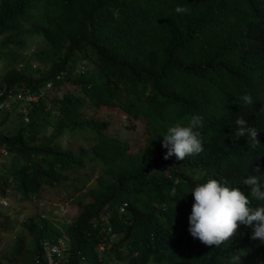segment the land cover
<instances>
[{"label":"trees","instance_id":"trees-1","mask_svg":"<svg viewBox=\"0 0 264 264\" xmlns=\"http://www.w3.org/2000/svg\"><path fill=\"white\" fill-rule=\"evenodd\" d=\"M116 1L119 3L115 4ZM213 1L172 3L156 14L143 7V0H0V146H6L9 152L7 156L0 154V193L4 195L10 188L12 194L20 198L34 196L39 203L37 199L42 196V190L55 188L83 162L99 160L108 165L95 184L99 198L110 196L115 207L124 200L128 203L121 216L111 219L118 230L127 226L128 247H137L135 215L149 205L152 207L143 229V239L152 243L153 250L141 249L140 253L132 255L111 246L104 250L105 258L114 255L123 261L118 264H178L184 261L195 264L194 243L185 235V227L189 225L183 219L182 208L169 206L162 210L161 206L153 204L155 200L161 202V198L149 193L151 185L160 187V194L163 188L172 187L174 181L170 176L177 177V185H182L185 191L190 174L183 176L180 171L189 170L191 166H178L174 174L168 173L174 160L163 158L167 149L163 152L161 141L155 135L145 138L146 145L140 151L126 152L128 142L107 134L105 129L109 121L91 115L90 111L109 105L134 116L150 115L149 122L154 127L151 114L161 111L163 88L176 84L172 75L164 74L185 61L193 65L195 56L205 62L203 46L219 47L222 42L217 17L210 11L209 3ZM178 5L189 11L176 13ZM182 31L184 34L180 35ZM136 32L142 33L144 39L131 52L137 53V58L153 55L158 60L148 69L141 66L120 68L128 39ZM263 45L264 36L255 50L243 51L241 81L235 88L238 94L244 89L251 93L258 85ZM82 64L86 68L83 71ZM234 67L235 60L230 70ZM48 80L52 82L51 87L44 94L40 93ZM69 85L80 91L67 88L59 94L62 87ZM33 93L39 94L36 100L27 98ZM138 93L148 96L141 99ZM224 101L225 98L219 99L218 95L211 100V114L202 128L206 140L217 131ZM65 136L74 140L79 137L81 142H71ZM91 206L80 204L75 220L59 222L61 227L39 214L38 223L26 218L18 222L33 232L34 251H41L37 241L40 235L64 232L70 238L68 247L72 262L78 259L79 250L90 261L93 256L96 258L95 245L100 241L99 230L87 234L90 213L97 215L95 207ZM170 212L174 229L163 232L166 225L163 213ZM7 218L9 215H2L0 209V226L6 227ZM158 231L161 244L155 251ZM16 236L13 253L9 256L3 253L11 264H20L16 254L24 248L23 237ZM230 246H203L205 259L201 264H233L235 259L229 252ZM254 256L243 255V259L250 260ZM94 262L91 260L90 264Z\"/></svg>","mask_w":264,"mask_h":264},{"label":"clouds","instance_id":"clouds-1","mask_svg":"<svg viewBox=\"0 0 264 264\" xmlns=\"http://www.w3.org/2000/svg\"><path fill=\"white\" fill-rule=\"evenodd\" d=\"M190 1L143 0V7L158 14L172 3ZM118 3L119 1L115 2V4ZM209 4L211 5L210 11L218 20V35L222 38L219 47L205 45L203 46V59H207L205 62L195 56L193 65L185 61L186 63L170 68L164 74L172 75L176 84L163 88L161 111L151 114L152 117L154 116V127L152 122H149L150 115L134 116L124 113L128 117L142 118L145 138L155 135L156 139L161 141L163 152L167 149L163 158L167 160L171 157L174 160L168 173L174 174L178 170V166L183 167L185 164L191 166L189 170L180 171L183 176L188 175V172L190 174V181L185 191H183L182 185H177L178 178L170 176L174 181L172 187L163 188V194H160V187L151 185L149 193L161 198V202L155 200L153 204L157 207L161 206L162 210H166L169 206L182 208L183 219L189 225V227H185V235L194 243L195 264H201V261L205 259V255L202 253L203 246L215 248L224 247L227 244L231 245L229 252L235 259L233 264H264V56L263 65L259 71L260 81L256 88L251 93L244 89L242 93L238 94L235 90L241 81L243 51L255 50L260 44V38L264 36V0H214ZM188 11V8L180 5L175 8V12L178 14H185ZM182 34L184 31L180 32V35ZM143 39L144 35L139 32L128 39L120 68L141 66L148 69L157 62L158 59L153 55L137 58V53L131 52V49H135L138 42ZM236 40L238 45L234 46ZM234 60L235 67L230 70V65ZM85 69L82 64L81 70ZM49 82L52 85L50 80L46 81L40 89V93L44 94L46 88L51 87V85L48 86ZM138 94L141 99L148 96L146 93ZM38 95V93L28 94L27 98L36 100ZM215 95H218L219 99L224 97L225 105L217 120L216 133L206 140L202 128L207 117L211 114V100ZM106 129V133L110 134ZM145 138L138 145L126 140L128 147L125 148V151L128 153L140 151L146 145ZM120 139L122 140V138ZM71 140L74 139L71 138ZM78 141L80 144L79 137ZM84 146L87 147L86 144ZM8 153L6 146L1 145L0 154L7 156ZM83 163L76 169H83V166L89 163L92 170L85 168L84 176L93 173V181L83 186L78 177L80 175L74 174L76 170L72 174H68L66 179L55 186V188L58 185H62L64 189L73 188L74 194L65 202H47L42 208L38 202H35L36 208L33 213L25 214L30 209L27 207V200L35 201V197L25 195L20 198L17 196L16 198L21 201H13L11 205H8L9 202L7 203L5 200L7 199L6 192L4 195L0 193V198H2L0 204L15 208L20 205L21 219L19 221L26 218L29 222L38 223L40 219L37 215L39 214L41 218L48 217L57 227H61L58 225L59 222L74 221L80 211V204H92L90 208L95 207L93 210L97 212V215L93 216L89 211L91 223L88 225L87 234L90 235L92 231L99 230L97 236L100 241L95 245L96 253H94L96 258H93L94 256L91 258L97 264L123 262L117 260L114 255L105 258L104 250L111 246L118 247L119 251L124 254L129 251L132 255H137L141 249L152 251V243L143 239V229L149 219L151 205L142 213L135 215L134 237L137 247H128L126 245L127 226L124 225L122 230H118L111 224V219L114 216H121L125 211L127 201H121L115 207L110 196L106 199L99 198L97 187H95V184H98L97 177L103 174V170L108 165L99 160H87ZM48 189L54 190V188H45V190ZM59 214H62L61 218L58 217ZM163 214L166 225L162 231L174 229L171 226L173 213ZM18 225L20 228L17 235L24 239L20 233L28 231L36 243L33 232L22 227L20 223ZM69 239V236L64 232L40 235L37 241L41 251L33 250L30 264H90L91 260L86 259V255L80 250L78 259L72 262L68 247ZM155 243V251H157L161 244L159 231L156 233ZM13 244L5 250L6 256L13 253ZM23 247V251L16 254V257L20 259V264H23L21 262V260L23 261V252L27 248L25 239ZM195 253H197V257ZM243 255H252V257L255 255V258L245 260ZM0 264L11 263L3 257L0 259ZM178 264L192 263L184 261Z\"/></svg>","mask_w":264,"mask_h":264},{"label":"rangeland","instance_id":"rangeland-1","mask_svg":"<svg viewBox=\"0 0 264 264\" xmlns=\"http://www.w3.org/2000/svg\"><path fill=\"white\" fill-rule=\"evenodd\" d=\"M41 65L45 66V64H41ZM50 85L51 83L49 82L48 86ZM67 88H72L77 92L80 91L78 87L74 85H69L68 87H62L58 91L59 94H62V92ZM52 92H56V91L53 90ZM90 114L99 119L107 118L109 120L110 125L107 128L108 133L112 135H116L119 138L125 139L134 145H138L144 141V138H145L144 120L142 118L128 117L122 110H117L114 108H110L109 106H103V105H101L97 109L91 110ZM64 138L67 140H70L72 137L65 136ZM71 142L78 143V140H71ZM85 168L87 170H92V166L89 163H86L83 166V169L81 168L77 169L74 174H76L77 176L78 175L84 176ZM80 176L78 177L80 178V182L83 183V186H86L88 183L93 181V178H94L93 173L86 175L83 178ZM41 194H42V198H39L37 200L40 201L38 205L42 208L43 205L46 204L47 202H51V203L58 202V201L65 202L67 198H70L74 194V190L72 187H68L67 189H64L62 185H58L56 188H54V190L52 189L42 190ZM14 195L11 193V190L7 192V197H6L7 199L5 200L7 203L9 202L8 205H11L13 201H18V202L21 201V199L16 198L17 196H14ZM58 195H59V198L57 199ZM1 199L2 198H0V203H1ZM35 202L36 201H34L33 199L27 200V203H28L27 207H30V209L25 214L33 213V211L36 208ZM10 208L9 206H2L0 204L2 215L7 214L10 217L9 219L8 218L6 219L7 221L6 227L5 226L0 227V259H3L4 251L12 246L13 242L16 239V235L18 234L17 231L20 228L18 225L19 224L18 221L21 219V215L19 212L20 205L18 206V208H15L13 206H11ZM64 211H68V210H64ZM45 215H47V213H45ZM47 216L51 217V215H47ZM58 217L61 218L62 214H59ZM65 217L69 218L68 216H65ZM20 234L24 236L25 243H27V248L24 251V255H23V264H30L33 258V252H34L33 250H34L35 242L32 239V234L30 232L26 231V233L22 232ZM113 261H115L114 258H113Z\"/></svg>","mask_w":264,"mask_h":264}]
</instances>
